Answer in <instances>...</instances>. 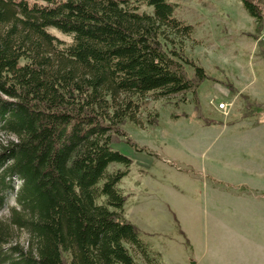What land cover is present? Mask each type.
<instances>
[{
	"label": "trees",
	"instance_id": "16d2710c",
	"mask_svg": "<svg viewBox=\"0 0 264 264\" xmlns=\"http://www.w3.org/2000/svg\"><path fill=\"white\" fill-rule=\"evenodd\" d=\"M172 1L0 0V212L14 202L0 219V264H137L126 245L145 255L117 189L131 161L111 147L125 122L141 126L144 95L194 94L208 79L174 49L192 26L174 18ZM239 1L256 41L264 0ZM257 48L264 60L263 43ZM260 113L264 106L247 100L241 118ZM111 164L125 170L109 174Z\"/></svg>",
	"mask_w": 264,
	"mask_h": 264
},
{
	"label": "rangeland",
	"instance_id": "374dc122",
	"mask_svg": "<svg viewBox=\"0 0 264 264\" xmlns=\"http://www.w3.org/2000/svg\"><path fill=\"white\" fill-rule=\"evenodd\" d=\"M172 2L174 18L191 25L192 33L169 39L208 79L194 94L144 95L141 126H120L125 137L111 148L131 164L117 189L125 198L123 216L141 233L146 253L126 247L137 264H264V113L241 118L247 100L264 106V60L257 48L259 41L264 45V25L253 41V20L239 0ZM47 32L63 45L72 42L70 35ZM160 42L173 49L170 40ZM123 170L111 164L107 172ZM11 207L13 197L0 219ZM25 239L24 232L14 233L16 242Z\"/></svg>",
	"mask_w": 264,
	"mask_h": 264
},
{
	"label": "built area",
	"instance_id": "2783aa9c",
	"mask_svg": "<svg viewBox=\"0 0 264 264\" xmlns=\"http://www.w3.org/2000/svg\"><path fill=\"white\" fill-rule=\"evenodd\" d=\"M220 109H223V105H220Z\"/></svg>",
	"mask_w": 264,
	"mask_h": 264
}]
</instances>
